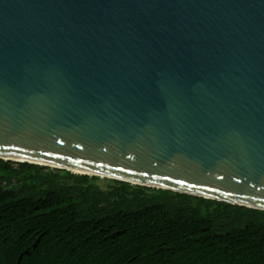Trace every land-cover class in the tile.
Here are the masks:
<instances>
[{
  "label": "water",
  "instance_id": "obj_1",
  "mask_svg": "<svg viewBox=\"0 0 264 264\" xmlns=\"http://www.w3.org/2000/svg\"><path fill=\"white\" fill-rule=\"evenodd\" d=\"M0 158L264 209V0H0Z\"/></svg>",
  "mask_w": 264,
  "mask_h": 264
},
{
  "label": "trees",
  "instance_id": "obj_2",
  "mask_svg": "<svg viewBox=\"0 0 264 264\" xmlns=\"http://www.w3.org/2000/svg\"><path fill=\"white\" fill-rule=\"evenodd\" d=\"M74 176L0 158V264H264V209Z\"/></svg>",
  "mask_w": 264,
  "mask_h": 264
},
{
  "label": "rangeland",
  "instance_id": "obj_3",
  "mask_svg": "<svg viewBox=\"0 0 264 264\" xmlns=\"http://www.w3.org/2000/svg\"><path fill=\"white\" fill-rule=\"evenodd\" d=\"M13 161L18 162L17 160H13ZM39 165H43V164H39ZM47 166H49V165H47ZM49 167H51L52 169H58V167H55V166H49ZM60 169H63V168H60ZM72 172L75 173L76 176L71 177L70 181H80L79 180V175L83 174V172H76V171L74 172L73 170H72ZM90 174H92V173H90ZM91 181L100 184L105 189H108V188H110V187H112L114 185V183L111 180V178L103 177V176H99V178H91Z\"/></svg>",
  "mask_w": 264,
  "mask_h": 264
},
{
  "label": "bare ground",
  "instance_id": "obj_4",
  "mask_svg": "<svg viewBox=\"0 0 264 264\" xmlns=\"http://www.w3.org/2000/svg\"><path fill=\"white\" fill-rule=\"evenodd\" d=\"M71 170H73L74 172H88V171H84V170H81V169H77V168H72L70 167ZM88 173H92V172H88Z\"/></svg>",
  "mask_w": 264,
  "mask_h": 264
}]
</instances>
